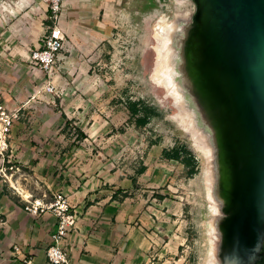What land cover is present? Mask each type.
<instances>
[{
  "label": "rangeland",
  "instance_id": "374dc122",
  "mask_svg": "<svg viewBox=\"0 0 264 264\" xmlns=\"http://www.w3.org/2000/svg\"><path fill=\"white\" fill-rule=\"evenodd\" d=\"M143 3L75 0L64 49L46 72L27 54L55 22L47 3L0 0V102L19 112L10 139L40 148L35 160L54 162L61 175L48 177L47 186L33 175L44 164L27 167L12 151L0 157V192L23 209L37 194L50 200L62 192L76 223L79 208L115 202L140 264H216L209 162L172 119L178 108L151 77L156 22L173 18L176 3L155 0L141 11Z\"/></svg>",
  "mask_w": 264,
  "mask_h": 264
},
{
  "label": "water",
  "instance_id": "95a60500",
  "mask_svg": "<svg viewBox=\"0 0 264 264\" xmlns=\"http://www.w3.org/2000/svg\"><path fill=\"white\" fill-rule=\"evenodd\" d=\"M188 1L169 65L207 148L216 264H264V0Z\"/></svg>",
  "mask_w": 264,
  "mask_h": 264
},
{
  "label": "crops",
  "instance_id": "0c3cea01",
  "mask_svg": "<svg viewBox=\"0 0 264 264\" xmlns=\"http://www.w3.org/2000/svg\"><path fill=\"white\" fill-rule=\"evenodd\" d=\"M74 4L75 0H63L65 15L61 18V25L66 34V25L71 29L73 19L70 13ZM69 42L73 43L75 39L71 38ZM14 128L15 125L12 126L13 136ZM10 144L14 154L21 158V164L30 168H41L44 164L43 173H37L36 170L33 175L48 186V177L55 173L56 168L52 165L54 162L51 163L48 159L35 160L36 152L40 148L32 143L13 144L10 139ZM56 175L61 176L58 173H55V177ZM61 179L67 185L72 180L66 176ZM56 185L53 187L58 190L62 183L57 182ZM45 195L43 192L34 198L43 197L42 199L47 201L49 198ZM109 198L110 196H107V200ZM78 212L80 214L75 227L59 242L67 251V263L64 264H140L141 259L137 258L134 250L127 245L129 242L125 233L128 229L123 223V211L117 203L108 202L100 208L97 205L90 208L81 207ZM92 224L97 226L93 233L90 232ZM55 225L54 214L46 212L39 216L32 215L8 192H0V264H52L46 256V248L52 244L50 231ZM14 245L20 246L19 251H14Z\"/></svg>",
  "mask_w": 264,
  "mask_h": 264
},
{
  "label": "built area",
  "instance_id": "2783aa9c",
  "mask_svg": "<svg viewBox=\"0 0 264 264\" xmlns=\"http://www.w3.org/2000/svg\"><path fill=\"white\" fill-rule=\"evenodd\" d=\"M47 3L48 9L53 13L55 22L42 38V44L31 48L28 57L30 63L39 70L50 72L53 70L56 60L61 56L65 41V30L61 25L63 15V0H42ZM48 91L53 90L52 85H47ZM19 118L16 109H9L0 102V157H6L12 152L10 144V130L15 121ZM25 211L32 215H40L51 211L56 217V225L50 231L52 244L46 248V256L52 264L67 263V251L59 242L67 233L75 227L76 212L71 209L69 198L66 194L56 193L54 198L44 201L41 198L26 199ZM20 246L14 245V251H19Z\"/></svg>",
  "mask_w": 264,
  "mask_h": 264
},
{
  "label": "bare ground",
  "instance_id": "6f19581e",
  "mask_svg": "<svg viewBox=\"0 0 264 264\" xmlns=\"http://www.w3.org/2000/svg\"><path fill=\"white\" fill-rule=\"evenodd\" d=\"M175 3L177 10L173 18L168 19L167 17L161 16L155 25L156 27H155L154 37L156 38L157 42L154 45L155 61H154V68L151 77L156 84L162 86L165 89V96L172 97L173 104L177 106L178 112L172 113L170 115L172 119L183 130L190 133L197 149H199L208 159L206 145L203 142L199 132L195 130L190 124L191 123L190 118L187 116V113L185 112L182 106L179 93L175 89V84L170 72L168 44L170 41V37L176 28V23H177L176 19L179 17H184L191 10L188 7L190 3L188 0H175ZM205 178L209 186V170L206 171ZM208 195H209V187H208ZM210 211L214 215L215 213H217L214 201H212V204L210 205ZM212 251L214 253V250Z\"/></svg>",
  "mask_w": 264,
  "mask_h": 264
},
{
  "label": "trees",
  "instance_id": "16d2710c",
  "mask_svg": "<svg viewBox=\"0 0 264 264\" xmlns=\"http://www.w3.org/2000/svg\"><path fill=\"white\" fill-rule=\"evenodd\" d=\"M155 4V0H144V3L139 7V9L141 11H144L146 10L147 8L151 7L152 5ZM146 120V115L142 118H138L137 119V122L140 124V123H144ZM187 164H189V160H186L185 161Z\"/></svg>",
  "mask_w": 264,
  "mask_h": 264
},
{
  "label": "flooded vegetation",
  "instance_id": "af4514ba",
  "mask_svg": "<svg viewBox=\"0 0 264 264\" xmlns=\"http://www.w3.org/2000/svg\"><path fill=\"white\" fill-rule=\"evenodd\" d=\"M177 26V25H176ZM215 235V234H214ZM214 242H215V239H214ZM220 246H221V243H220V245H219V241H218V257H221L222 255H221V249H220ZM220 249V250H219ZM217 262H218V264H221V262H220V258H219V260L217 259Z\"/></svg>",
  "mask_w": 264,
  "mask_h": 264
}]
</instances>
